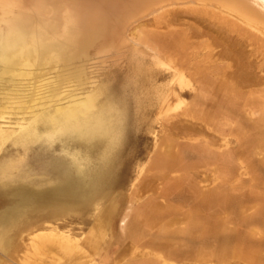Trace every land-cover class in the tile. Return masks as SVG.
<instances>
[{
    "label": "rangeland",
    "instance_id": "obj_1",
    "mask_svg": "<svg viewBox=\"0 0 264 264\" xmlns=\"http://www.w3.org/2000/svg\"><path fill=\"white\" fill-rule=\"evenodd\" d=\"M196 20L178 13L173 34H150L151 28H145L147 34H130L132 46L124 60H106L105 68L93 51L88 53L85 75L103 91L95 105L110 109L114 140L49 134L51 128L40 122L37 136L25 145L13 144L26 133L31 111H52L53 104L78 98L92 85L79 87L73 80L58 85V68L36 84L31 78L0 81V139L5 131L12 139L0 141V264H98L106 253H118L131 230L133 236L136 229H145L152 217L155 223L151 207L164 202L155 196L176 190L178 182L183 186L178 190L188 196L185 226L195 220L200 240L212 236L205 254L216 255V264H264V83L250 80L259 75L251 67L226 69L233 56L248 64L228 34H188V26L203 25ZM150 36L155 49L163 43L186 47L189 54L176 67L191 86L179 89L168 59L155 58L145 46ZM213 48H222L220 61L204 57ZM203 58L207 64L200 63ZM233 74L246 80L233 79ZM164 95L168 105L162 109ZM169 161L175 168L165 165ZM100 174L104 181L96 180ZM19 190L28 193L20 197ZM191 234L192 229L185 230V246L194 243ZM115 241L118 246L109 250L107 244Z\"/></svg>",
    "mask_w": 264,
    "mask_h": 264
},
{
    "label": "bare ground",
    "instance_id": "obj_2",
    "mask_svg": "<svg viewBox=\"0 0 264 264\" xmlns=\"http://www.w3.org/2000/svg\"><path fill=\"white\" fill-rule=\"evenodd\" d=\"M178 13H183L203 22L201 27L188 26V34H228L229 39L240 45V55L243 54L242 56L246 61L248 60V64L238 63L237 57L232 55L233 57H230L227 63L225 62L226 69L232 67L241 69L242 66L251 67V70L259 75L250 78V80L256 81L257 84L264 83V0H0V81L8 78L14 83H19L31 78L29 80H33L36 84L35 81L47 76L50 70L58 68L60 71L56 84L63 85L64 82L73 80L79 83V87L88 83L92 85L90 90L78 98H73L64 104H58V102L57 105L53 104L54 109L52 111L46 112L44 110L39 113L31 111V122L27 127H23L26 129V133L13 144L25 145L29 138L37 136L36 133L39 130L38 127L37 129L35 127L40 122L51 128L52 132L49 134L58 132L64 135H75L77 138L87 141L106 137L110 140L116 139V131L113 129L108 114L110 109L95 105L97 98L103 94V91L95 88V82H89V78L85 75V66L89 61L88 53L93 51L97 60H100L98 63L102 66L105 65L102 63L106 60L113 59L112 61H116L126 52H129L130 46H132L130 34H147L148 28H151L149 29L150 34H173L174 32L171 30L175 27L173 19ZM162 29L164 32L157 33ZM150 37L144 41L145 46L147 45L153 51L155 58L168 59L171 68L174 70L173 79L175 82L177 81L176 84L179 85V89L183 87V84L191 86L190 79L176 67L178 65L176 62H185L189 54L185 49L186 47L163 43L161 47L158 46L155 49L154 46L150 45V39L153 40L154 37ZM220 50L215 52L214 48L210 49L204 57L208 61L214 59L220 61L223 54L222 48ZM242 56H239L238 59ZM183 57H185L184 60L181 59ZM205 58L200 62H204L202 65L207 64L205 63L207 61H204ZM161 65L164 67L165 64ZM234 71L236 70L234 69ZM225 75L228 77L227 74ZM235 75L233 74V79L246 80L243 76L236 77ZM174 81L172 80V82ZM229 81L232 82L230 79ZM175 82L172 84L175 85ZM54 94V96L58 95L55 92ZM72 94L70 90V95ZM167 97L164 95L162 98V109L168 105L165 104ZM18 98L20 97L18 96ZM32 100L30 102L33 103L36 99ZM33 106L35 105L25 107L24 113ZM6 109L7 107L2 109L1 114ZM5 132L1 134V143L11 139V136ZM170 161L164 162L165 165H173L175 168V163H170ZM103 175H98L96 180L102 181ZM64 191L66 197L70 196L71 191L68 188ZM27 193L24 190L16 192L17 196L20 197L27 195ZM87 193L90 194L91 192ZM74 195L76 196V194ZM187 197L184 195V199ZM20 202L22 203L19 201L18 205L23 206V203ZM61 205L64 206V203ZM56 214L58 213L56 212ZM150 223L149 227L154 224L153 221ZM183 255H186L185 251Z\"/></svg>",
    "mask_w": 264,
    "mask_h": 264
},
{
    "label": "crops",
    "instance_id": "obj_3",
    "mask_svg": "<svg viewBox=\"0 0 264 264\" xmlns=\"http://www.w3.org/2000/svg\"><path fill=\"white\" fill-rule=\"evenodd\" d=\"M175 186L177 187L176 190L174 187V190L167 189V191L162 190V192L156 193L155 198L164 200V202L158 201L151 207L153 208L151 214L157 216L155 223L153 222L154 227L145 225V229L143 230L141 228L136 229V231H140L134 233V237L131 235V230L129 238L123 241L125 244H119L120 250L118 253L112 256L106 253L103 256V260L99 261L98 264H216V255L211 253L205 254L207 249L205 244L211 240L212 236L204 234L202 237L205 240H200L199 234L201 230L194 225L196 224L195 220L188 227L185 226V192L183 189L182 191L178 190L179 187H183L181 186V182H178ZM203 197H207V199L212 198L211 195ZM197 206L201 207V203ZM154 220L155 218L152 217V221ZM187 229L194 231V234L190 235L194 243L185 246L184 238L185 230ZM204 229L207 230L208 228ZM190 236H188L189 240ZM146 241H151L152 244L149 246L139 245V243L143 244ZM202 242H204V249H202ZM117 244V241H115L113 244L107 245L110 250L112 245L118 246ZM136 246L139 248L137 253L140 254L133 252L134 250L132 249ZM185 248L186 251H189L187 257L183 255ZM148 252L149 254H147ZM208 252H211L210 247H208Z\"/></svg>",
    "mask_w": 264,
    "mask_h": 264
}]
</instances>
